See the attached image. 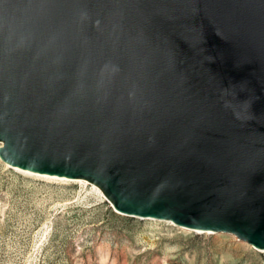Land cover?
<instances>
[{
  "label": "water",
  "instance_id": "1",
  "mask_svg": "<svg viewBox=\"0 0 264 264\" xmlns=\"http://www.w3.org/2000/svg\"><path fill=\"white\" fill-rule=\"evenodd\" d=\"M0 142L264 249V0H0Z\"/></svg>",
  "mask_w": 264,
  "mask_h": 264
},
{
  "label": "rangeland",
  "instance_id": "2",
  "mask_svg": "<svg viewBox=\"0 0 264 264\" xmlns=\"http://www.w3.org/2000/svg\"><path fill=\"white\" fill-rule=\"evenodd\" d=\"M105 198L0 160V264H264V252L229 233L122 214Z\"/></svg>",
  "mask_w": 264,
  "mask_h": 264
},
{
  "label": "bare ground",
  "instance_id": "3",
  "mask_svg": "<svg viewBox=\"0 0 264 264\" xmlns=\"http://www.w3.org/2000/svg\"><path fill=\"white\" fill-rule=\"evenodd\" d=\"M1 144V142H0ZM2 162V161H1ZM4 166H7V167H10V168H13L15 170H18L20 172H23L25 174H30V175H34V176H39V177H43V178H48V179H56V180H62V181H73V182H81V183H84V184H89L92 186V188L98 193L100 194L102 197H106L105 196V193L100 189L99 186H97L96 184L92 183V182H89L88 180L84 179V178H70V177H64V176H58V175H50V174H44V173H38V172H33V171H29V170H25V169H21V168H18V167H14V166H10L8 165L7 163H4ZM106 199V198H105ZM139 218H146V219H150V220H155V221H162V222H168L170 223L171 225H174V226H178L182 229H185V230H191V231H195L197 233H208V234H219V233H228V232H221V231H212V230H193V229H189V228H186V227H183V226H179V225H176L174 224L173 222H171L169 219H163V218H148V217H140V216H137ZM231 234L232 236H234L232 233H229ZM235 237V236H234ZM236 238V237H235ZM237 239V238H236ZM242 241V240H241ZM242 242H245V241H242ZM246 243V242H245ZM256 249V248H255ZM260 252H264V249H256Z\"/></svg>",
  "mask_w": 264,
  "mask_h": 264
}]
</instances>
